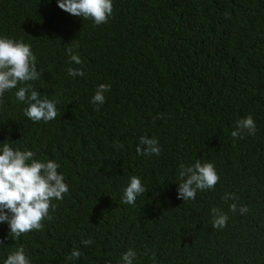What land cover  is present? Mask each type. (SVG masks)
I'll use <instances>...</instances> for the list:
<instances>
[{"label": "trees", "instance_id": "obj_1", "mask_svg": "<svg viewBox=\"0 0 264 264\" xmlns=\"http://www.w3.org/2000/svg\"><path fill=\"white\" fill-rule=\"evenodd\" d=\"M113 4L107 23L95 25L57 0H0V36L31 44L43 74L28 83L59 100L54 120L33 122L18 88L6 91L0 149L9 143L59 162L69 186L42 230L12 239L0 223V264L21 245L32 264H123L129 248L133 264H264V0ZM69 67L84 76H69ZM102 83L111 90L94 105ZM249 114L255 134L232 137ZM145 135L158 139L159 156L137 154ZM197 159L220 179L184 201L179 166ZM133 175L147 191L128 205ZM233 202L248 212H232ZM213 207L227 214L225 227L213 228ZM89 237L94 243H81ZM73 248L80 258L66 259Z\"/></svg>", "mask_w": 264, "mask_h": 264}, {"label": "clouds", "instance_id": "obj_2", "mask_svg": "<svg viewBox=\"0 0 264 264\" xmlns=\"http://www.w3.org/2000/svg\"><path fill=\"white\" fill-rule=\"evenodd\" d=\"M58 7L67 13L82 17L83 20L91 19L95 25L107 23L113 13V0H57ZM70 62L82 65L83 60L78 54L73 53L72 48L67 49ZM69 76L76 78L84 76L83 68L67 69ZM43 69L38 71L37 57L32 51L31 44L23 39H15L8 36H0V103L6 91L12 89L16 99L25 102L28 107L24 109V115L33 122H49L58 115V99L41 98V93L33 88L29 81L40 79ZM19 85V87H18ZM111 90L109 84H100L92 97L94 105H102L106 101L105 93ZM236 130L231 135L239 138L241 132L247 130L251 135L256 132V123L251 114L236 121ZM123 148V143L117 145ZM162 149L157 138L148 136L140 137L136 148L138 155H157ZM32 150L13 148L9 143H3L0 149V223L9 226V237L18 239L22 234L32 230H42L43 221L51 219L50 210L56 205L54 200H62L68 193L69 186L65 182V176L59 172V162L55 160L42 161L35 159ZM220 177L213 163H201L199 159L194 164L179 166L178 198L184 201L195 200L197 191H204L215 187ZM147 191L139 176L133 175L130 182L123 190L122 202L134 205L137 197ZM225 201L237 200L235 193H226ZM232 212L237 210L240 214L248 212L247 206L238 208L237 202L229 206ZM212 226L220 229L226 226L228 216L220 208L213 207ZM86 246L94 243L91 237L82 240ZM0 244L3 240L0 239ZM81 251L73 248L66 257L68 260L79 259ZM137 253L129 248L122 255L123 264H133ZM4 264H32L29 254L21 245L10 252Z\"/></svg>", "mask_w": 264, "mask_h": 264}]
</instances>
